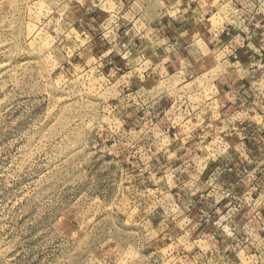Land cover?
Returning <instances> with one entry per match:
<instances>
[{"label": "rangeland", "instance_id": "374dc122", "mask_svg": "<svg viewBox=\"0 0 264 264\" xmlns=\"http://www.w3.org/2000/svg\"><path fill=\"white\" fill-rule=\"evenodd\" d=\"M97 9L0 0V264H264V135L217 149L244 158L237 182L222 158L212 178L176 184L165 159L184 153L188 108L162 96L158 70L134 69L127 17L101 23ZM262 78L245 108L264 126Z\"/></svg>", "mask_w": 264, "mask_h": 264}, {"label": "crops", "instance_id": "0c3cea01", "mask_svg": "<svg viewBox=\"0 0 264 264\" xmlns=\"http://www.w3.org/2000/svg\"><path fill=\"white\" fill-rule=\"evenodd\" d=\"M88 3L98 7L96 14L103 17L101 23L107 20L114 24L113 16L127 17L132 52L142 56L134 69L158 70L163 77L160 82L166 84L162 96L176 95L173 102L177 101L180 108L183 105V109L188 108V112H182V123L174 131L177 129L180 135L176 142L180 143L179 148L190 156L185 158L183 153L164 158L170 169L166 175L178 180L176 184L185 185L189 179L193 183L200 176L212 178L225 158L217 149L241 152L242 136L256 131L264 135V126L257 123L259 119L263 121V115L245 108L251 100L259 99L261 91L256 92V85L263 83V78L252 79L254 74H251L253 61L258 59L259 36L254 31L256 21L251 20L250 0H88ZM217 70L230 72L232 77L218 79ZM139 80L146 86L151 81ZM217 103H220L218 110ZM166 113L169 117L174 114ZM196 120L198 128L193 130ZM250 120L257 125H252ZM218 121L228 128L218 129ZM190 138H194L193 143ZM225 159H231V167L223 171V179L237 182L239 175L235 171L245 166L244 158ZM225 165L229 166L227 162Z\"/></svg>", "mask_w": 264, "mask_h": 264}, {"label": "built area", "instance_id": "2783aa9c", "mask_svg": "<svg viewBox=\"0 0 264 264\" xmlns=\"http://www.w3.org/2000/svg\"><path fill=\"white\" fill-rule=\"evenodd\" d=\"M252 3V6L250 7L252 9V21L254 22V31L258 34V44L256 45L258 47V55L259 58L256 59L254 62V65L252 66V72L251 74L254 76L252 79L258 80L259 78H262L264 74H260V72L264 71V59L262 60V56L264 54V0H250ZM251 21V22H252ZM238 32V30H236ZM229 34H233V31L228 29L227 31Z\"/></svg>", "mask_w": 264, "mask_h": 264}]
</instances>
